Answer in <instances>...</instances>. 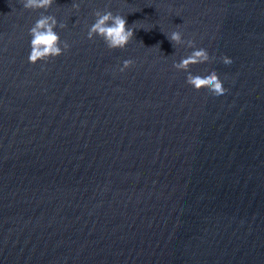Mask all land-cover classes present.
<instances>
[{
  "label": "water",
  "instance_id": "95a60500",
  "mask_svg": "<svg viewBox=\"0 0 264 264\" xmlns=\"http://www.w3.org/2000/svg\"><path fill=\"white\" fill-rule=\"evenodd\" d=\"M105 9L126 48L87 38ZM42 13L70 48L31 64ZM0 264H264V0H0Z\"/></svg>",
  "mask_w": 264,
  "mask_h": 264
},
{
  "label": "clouds",
  "instance_id": "9594fccd",
  "mask_svg": "<svg viewBox=\"0 0 264 264\" xmlns=\"http://www.w3.org/2000/svg\"><path fill=\"white\" fill-rule=\"evenodd\" d=\"M25 10L49 9L55 3V0H21ZM78 11L80 5L73 4ZM95 22L90 26L87 32V38L94 40L97 36L103 39L104 43L110 50L124 49L134 39V30L128 26L125 16L118 13L114 14L111 10H96L94 13ZM57 27L66 28V24L60 23L53 15L41 14L34 25L29 29L31 36V51L28 61L31 64L37 62H48L49 60L59 57L69 50L70 45L67 41H62L60 35L55 30ZM168 39L177 45H187L194 49L187 57L182 58L179 62H174L173 67L178 71L187 72L186 83L196 90L207 88L213 95L220 96L228 92L224 87L218 72L213 69L209 74L201 76L193 74L190 66L197 63H209L213 59L209 52L204 48H197L194 40H185L183 33L173 31L167 34ZM155 47V46H154ZM222 62L226 65L233 63L232 58L224 55ZM135 61L129 59L123 61V66L119 69L121 72L133 67Z\"/></svg>",
  "mask_w": 264,
  "mask_h": 264
}]
</instances>
